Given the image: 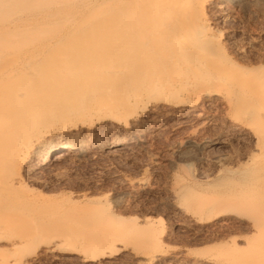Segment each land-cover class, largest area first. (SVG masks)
Segmentation results:
<instances>
[{
	"label": "bare ground",
	"instance_id": "6f19581e",
	"mask_svg": "<svg viewBox=\"0 0 264 264\" xmlns=\"http://www.w3.org/2000/svg\"><path fill=\"white\" fill-rule=\"evenodd\" d=\"M230 1L0 0V249L6 243L15 254L1 255L0 264H29L46 222L40 215L19 214L16 191L23 157L42 148L41 164H62L98 138L77 145L43 143L45 133L93 119L126 121L137 107L148 105L184 110L188 101L182 94L220 103L232 127L245 135L249 149L242 177L255 181L257 189L249 192L251 199L242 196L216 213L240 216L234 207L244 208L254 215L253 226L264 232V64L251 59L241 64L228 56L220 30L207 15L211 6ZM133 142L116 139L110 148H130ZM228 171L216 172L227 180ZM191 197L188 208L194 207ZM74 214L73 223L86 232L74 226L71 231L66 223L67 232L43 241L44 252L60 249L93 263L126 246L122 239L132 228L124 219L129 229L102 206L85 205ZM133 226L143 233L148 227L146 221ZM12 228L17 235L7 234ZM140 236L149 243L146 233Z\"/></svg>",
	"mask_w": 264,
	"mask_h": 264
},
{
	"label": "rangeland",
	"instance_id": "374dc122",
	"mask_svg": "<svg viewBox=\"0 0 264 264\" xmlns=\"http://www.w3.org/2000/svg\"><path fill=\"white\" fill-rule=\"evenodd\" d=\"M207 15L220 30L228 56L241 64H249L250 59L264 64V0H232L219 8L211 6ZM182 98L188 101L184 110L166 109L162 104L157 108L148 105L145 110L137 107L126 121L93 119L42 136L43 143L69 141L74 145L92 136L98 138L62 164H41L42 148L23 157L19 167L22 182L16 191L21 202L19 214L50 220L42 225L35 239L37 255L28 256L29 264L264 261V232L253 226L251 211L236 206L240 216L216 213L223 206L236 205L242 196L251 199V191L257 189L255 181L242 177V163L249 149L245 135L232 127L228 110L220 103L199 101L189 94H182ZM116 139H133V146L111 149ZM220 168L228 169L231 178L225 180L222 173L217 174ZM186 190L193 191H187L193 195ZM188 196H192V208L186 206ZM85 205L104 207L117 217V224L124 219L130 229L122 221L119 224L132 228L122 239L126 246H117V251L96 258L93 263H85L81 256L62 253L60 249L44 252L43 241L67 232L66 223L70 230L71 226L76 232L87 230L72 220V214H80ZM145 221L149 243L138 238L145 234L144 230L133 226H142ZM136 231L141 233L138 237ZM7 232L15 236L18 231L12 228ZM7 248L3 243L0 256H15Z\"/></svg>",
	"mask_w": 264,
	"mask_h": 264
}]
</instances>
